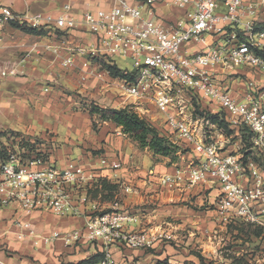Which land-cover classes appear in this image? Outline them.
I'll list each match as a JSON object with an SVG mask.
<instances>
[{"label": "built area", "instance_id": "obj_1", "mask_svg": "<svg viewBox=\"0 0 264 264\" xmlns=\"http://www.w3.org/2000/svg\"><path fill=\"white\" fill-rule=\"evenodd\" d=\"M8 24L92 35V46L69 48L63 56L60 46L44 45L61 56L66 67L73 65L77 52L100 66L103 60L116 65L113 56L131 60L132 70L123 69L124 77H112L102 66L95 74L110 77L135 112L154 107L168 129L192 149L189 161L159 177L161 184L218 182L213 201L223 218L244 199L264 196L262 172L251 160L244 163L224 151L228 136L208 118L219 114L236 133L246 129L252 149L264 156V0H116L109 7L88 3L79 13L66 3L57 15H29L0 6V28ZM34 50L31 47L25 56ZM231 75L242 79L231 80ZM1 144L6 156L0 158V210L26 215L47 211L85 220L84 231L46 236L38 234L30 220L13 217L11 232L18 241L29 238L38 247L62 239L76 248L100 240L103 257L92 264H118L110 251L113 246L148 251L173 239L162 228L132 227L141 222L139 208H122L118 200L103 208L92 195L98 177L76 160L54 165L47 159L50 149H40L20 135L7 133ZM29 144L34 150L29 151ZM100 162L107 165L104 158ZM109 167L120 163L113 161Z\"/></svg>", "mask_w": 264, "mask_h": 264}, {"label": "crops", "instance_id": "obj_2", "mask_svg": "<svg viewBox=\"0 0 264 264\" xmlns=\"http://www.w3.org/2000/svg\"><path fill=\"white\" fill-rule=\"evenodd\" d=\"M115 2L116 0H0V6H8L15 12H27L29 15H57L66 3L79 13L88 3L109 7ZM44 30L43 34H33L16 25L8 24L0 28V132L24 137L30 134H45L46 131L55 133L59 146L57 145V149L53 147L54 151L50 149L51 152L47 154L50 163L61 167L69 159H74L87 172L96 175L98 183L100 179H105L110 184H116L114 195L120 192L123 184L131 186L134 191L124 194L122 202L125 207H135L131 210L139 208L143 211L141 222L131 226L149 227L153 230L162 228L173 238L164 242L177 246L178 251H184L185 248L179 247L184 243L183 238L187 237L182 231L190 215L187 200L193 198L194 194H197L194 200L198 203L203 198L214 200L220 189L218 182L186 187L161 184L159 177L172 174L178 165L177 162L171 161L167 156L153 154L148 148H141L136 141L123 133L120 126L110 121H100L96 114H90L88 105L84 110L75 107V100L66 94V90H70L68 88L74 87L80 92L96 87L103 91V85L107 84L108 87L112 86L111 89H105L107 92L111 90L108 99L105 98L112 103L109 107H125V102L116 98L121 95L116 83L108 76H96V71L102 68L93 59L77 52L74 55L78 63L75 71L62 65L61 56L69 54V48H88L95 43V38L80 31L68 34ZM47 43L60 46L61 56L56 57L46 51L44 45ZM31 47H35V50L31 56L26 57L25 52ZM82 75H86V80H81ZM150 110L151 107H141L136 113L150 121L161 135L164 131L171 132L168 126L164 125L165 121L156 124L148 119L153 116ZM94 121L98 123L97 127H94ZM26 138L35 141L33 138ZM0 141H4V137H0ZM178 144L186 148L182 139ZM102 158L106 160L107 165L100 162ZM113 161L119 162L120 167L110 168L109 165ZM97 186L100 185L97 184L95 188ZM95 188L92 190L94 198L103 208L109 207L111 200L103 197L113 198V193ZM12 217L30 220L36 232L46 236L54 232L85 230V220L80 217H59L47 211H34L26 215L13 209L0 210V240L7 241L9 248H14L13 250L23 251L5 253L0 250V264H63L62 260L67 262L65 264H74L95 253H104L105 247L100 240L78 244L79 247L86 248L79 256L72 254L78 246H66L62 239L41 243L38 247H33L29 238L15 243V236L11 232L13 228L8 229L7 226ZM167 218L180 219L183 225L163 221ZM191 228H196L198 232L206 231L202 224ZM191 234L189 232L190 237L185 243L191 241ZM110 251L118 264H157L162 260L160 256L149 258V253L142 249L127 252L113 246ZM180 257V253L176 258L173 257L175 264L178 263L176 259Z\"/></svg>", "mask_w": 264, "mask_h": 264}, {"label": "rangeland", "instance_id": "obj_3", "mask_svg": "<svg viewBox=\"0 0 264 264\" xmlns=\"http://www.w3.org/2000/svg\"><path fill=\"white\" fill-rule=\"evenodd\" d=\"M26 53V52H25ZM22 54V53H21ZM24 54V51H23ZM31 56V55H30ZM112 59L115 61L116 65L122 69H129L132 70V62L129 58H123L120 56H113ZM77 61L74 59V63L72 66H64L67 69H72L75 71L77 69ZM229 79L235 80L237 78H241V76L236 77L235 75L228 76ZM80 79V78H79ZM81 82V81H80ZM99 86V85H98ZM61 87V86H60ZM103 87L105 89H111L112 86H107V84ZM82 88V86H81ZM70 90H66V94L71 97V99L75 100V104H73L75 107L80 108L81 110H84V108L88 105H92L93 103H96L98 105L104 106H112V103H110L108 99V95H110L111 90L109 92L101 91L99 88H92L91 90H88L86 88L83 92L77 91L79 90L77 87H74L73 89L68 88ZM100 91V92H99ZM103 92V93H102ZM107 97V99H105ZM118 100L124 101V105L128 106L131 104L130 99H127L125 96H117ZM103 99V100H102ZM73 107V106H72ZM74 108V107H73ZM151 117H148V119H151L154 121L153 123H161L164 122V117L154 108L151 107ZM97 124L95 122V125L97 127ZM160 125V124H159ZM164 125L166 126L165 122ZM167 127V126H166ZM164 136H166L169 141L172 143L179 145L178 143L181 142V139L177 137L176 134L168 131L162 132ZM226 134V133H225ZM13 135V134H11ZM239 133H232L228 136V140L225 143V149L224 151L230 152L231 154L238 155L241 157L242 161L244 163H247L249 160L252 161L254 165H256V168L262 174L264 175V159L261 157H258L255 152H250L249 159L247 161L243 160V157H245V153L248 151L246 149V146L244 143H242L239 139ZM26 137L33 138L35 142L39 145V147H43L45 149H52L54 151L53 147L57 149L58 141L56 140L55 133L46 131L45 134H30L29 136L25 135ZM53 138V139H52ZM13 141V140H12ZM59 146V145H58ZM152 152L151 150H149ZM184 153H183V152ZM250 151V150H249ZM189 152V153H188ZM153 153V152H152ZM155 154V153H153ZM160 155V154H157ZM192 151L190 149L186 150L184 148H181V150H178L175 155L177 156V159H175L174 162H177L178 165H183L188 161V158L191 157ZM162 156V155H160ZM169 159L171 157L167 156ZM264 177V176H263ZM211 190V188H209ZM134 188L127 184H123L120 188V192L118 191L113 198H105L106 200H118L119 204L122 208L129 209L135 208V207H125L122 200L123 196L126 193L133 192ZM197 194H194V197L187 200L188 207L190 208L188 212L190 215L188 216V221H186V225H183L182 222L179 220L174 219H164L163 221L171 223V224H179L183 225L184 229L182 230L187 237L183 238V244L182 247L179 248H185L184 251H178L177 246H173L170 243H166L162 240V242L159 243L161 246H155L153 249H150L148 251H145L146 253H149V258L151 257H157L160 256L162 260H168L169 263L175 264V258L176 256L182 255V257L176 259L177 264H234L235 258L243 257L246 260V264H264V239L256 238L254 236L250 235V232L252 228V224H264V196L257 199V200H248L244 199L243 202L235 205L234 209L231 210L227 215L226 218H223L218 214H216L215 211L218 210L216 207L215 201L213 199H204L201 200L200 203L195 202V197ZM110 202V203H111ZM139 207V206H136ZM203 211V212H202ZM14 218L9 219L8 223V229L12 228V220ZM180 222V223H178ZM241 222H245V226H242L241 229H239L238 233L237 230H235L233 227L235 225H238ZM199 224H202V227L206 229V231L198 232L196 227ZM246 224H251L250 228L249 225L246 226ZM135 225V224H133ZM193 229V230H192ZM243 230V231H242ZM189 232L192 233L191 241L189 243H185L187 241V238H189ZM14 235V234H13ZM16 239V238H15ZM17 240V239H16ZM14 241L15 243H18L17 241ZM169 242V241H167ZM14 248H9L7 241H1L0 240V250H3L5 253H18L23 252L22 250H13ZM86 251L85 247L78 246V249L73 251L72 254L74 255H82ZM127 252H131L126 250ZM198 255V256H197ZM175 256V258H173ZM188 257V258H184ZM148 258V259H149ZM62 263H67L66 261L62 260ZM148 264H151L149 262Z\"/></svg>", "mask_w": 264, "mask_h": 264}, {"label": "trees", "instance_id": "obj_4", "mask_svg": "<svg viewBox=\"0 0 264 264\" xmlns=\"http://www.w3.org/2000/svg\"><path fill=\"white\" fill-rule=\"evenodd\" d=\"M20 29L33 34H43L45 32L44 29H37V28H30L25 26H19ZM102 68H105L109 71L110 75L112 77H124V70L118 67L115 64L107 63L106 61H101ZM91 115L96 114L98 119L100 121H110L115 123L117 126H120L123 133L130 136L134 141L138 143V145L141 148H148L155 154H160L162 156H169L171 157V161H175L177 159V156H173L176 154L178 150H181L183 148L181 145H176L169 141V139L161 135L157 128L148 121L145 117L140 116L137 114L134 110H132L129 106L125 107H100L98 105L92 104L87 109ZM208 118L211 122L218 124L220 127H222L226 133V135H231L232 133H235L234 130L229 129L227 123L220 118L219 114H209ZM94 127L95 121L93 122ZM240 141L244 143L246 146V149L248 150L245 153V157H243L244 161H247L250 156V152H255L258 157H261L264 159V156L256 152L254 149H252V145L249 139V133L246 131V129H241L239 133ZM7 135L4 132H0V137H5ZM28 143V142H25ZM36 143V142H35ZM28 146L29 151L34 150V146L29 144ZM3 146L0 141V158H5L6 154L5 151L2 149ZM186 150L190 149V147L184 148ZM250 150V151H249ZM183 152V151H182ZM184 153V152H183ZM190 160V157L188 158V161ZM95 189L97 190H107L110 193H115V190L117 189L116 184H110L109 182L105 181V179H100V182ZM113 193V195H114ZM249 225V228L252 226V230L249 231L251 236H254L256 238L264 239V224H246V226ZM251 225V226H250ZM242 226H245V222H241L238 225H235L233 227L235 230H237V233L239 229L242 228ZM243 231V230H242ZM198 256V255H197ZM103 257L102 252L95 253L88 257L87 259L80 260L76 262L75 264H92L97 262ZM234 264H246V260L243 257L235 258ZM167 260H161L158 261L157 264H167Z\"/></svg>", "mask_w": 264, "mask_h": 264}]
</instances>
